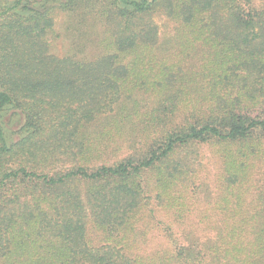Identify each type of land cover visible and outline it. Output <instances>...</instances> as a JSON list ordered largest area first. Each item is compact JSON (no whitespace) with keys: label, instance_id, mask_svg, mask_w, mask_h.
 Segmentation results:
<instances>
[{"label":"trees","instance_id":"obj_1","mask_svg":"<svg viewBox=\"0 0 264 264\" xmlns=\"http://www.w3.org/2000/svg\"><path fill=\"white\" fill-rule=\"evenodd\" d=\"M0 264H264V0H0Z\"/></svg>","mask_w":264,"mask_h":264},{"label":"rangeland","instance_id":"obj_2","mask_svg":"<svg viewBox=\"0 0 264 264\" xmlns=\"http://www.w3.org/2000/svg\"><path fill=\"white\" fill-rule=\"evenodd\" d=\"M157 18H156V21L159 23V26L162 27L163 25V20L161 19L160 16L156 15ZM55 30L58 32V33H62L61 31V26H62V23H63V15L61 13H56L55 14ZM162 35L163 33H165L164 31H167L165 29H163L162 27ZM58 45H59V52L61 54V56H63L67 49H68V44L67 42L61 37L60 40L58 41ZM94 59V57L91 55L90 56V60ZM205 158L203 160V163L205 164V168L201 174V178L203 176H207V177H210V178H213L214 175L217 173L218 171V165H216V163H214V161L212 160L211 156L208 155V153H205Z\"/></svg>","mask_w":264,"mask_h":264}]
</instances>
